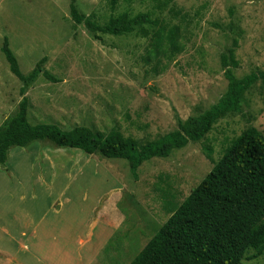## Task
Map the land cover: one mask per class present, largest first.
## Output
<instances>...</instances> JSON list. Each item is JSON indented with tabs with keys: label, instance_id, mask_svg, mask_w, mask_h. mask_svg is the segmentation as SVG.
I'll use <instances>...</instances> for the list:
<instances>
[{
	"label": "rangeland",
	"instance_id": "rangeland-1",
	"mask_svg": "<svg viewBox=\"0 0 264 264\" xmlns=\"http://www.w3.org/2000/svg\"><path fill=\"white\" fill-rule=\"evenodd\" d=\"M69 4V0H0V128L15 116L23 87L2 54L5 38L24 75L40 65L55 79L41 75L27 90L32 125L56 124L64 130L85 126L107 136L120 133L139 147L178 130L180 120L199 116L217 104L228 86L221 67L223 54L237 78L264 72V0H115L114 8L112 0L76 1L80 14L100 26L125 13L158 18L184 46L175 58L170 51L160 60L148 56L149 39L159 29L138 28L129 36L98 34L97 38L73 23ZM147 30L149 38L143 39ZM251 126L264 135L260 83L245 95L242 114L219 120L202 142L190 143L166 160L144 163L137 179L123 160L59 149L49 142L14 148L0 174L19 160L29 167L37 157L36 168L5 178L0 218L8 221L32 207V194L40 189L35 180L54 173L44 157L47 152L71 159L74 166L101 168L102 183L115 176L121 187L120 232L108 242L101 264H130L169 219L166 200L183 203L232 141ZM205 146L213 150L211 159L203 151ZM74 173L71 180L80 188L88 175L81 170ZM101 238L90 244L89 256L100 247ZM254 254L249 252L241 264H264V254L250 260ZM1 259L2 254L0 264Z\"/></svg>",
	"mask_w": 264,
	"mask_h": 264
},
{
	"label": "trees",
	"instance_id": "trees-1",
	"mask_svg": "<svg viewBox=\"0 0 264 264\" xmlns=\"http://www.w3.org/2000/svg\"><path fill=\"white\" fill-rule=\"evenodd\" d=\"M77 0H69L70 15L76 26L85 28L97 38L98 34L122 37L133 35L138 28L157 31L149 39L148 56L155 60L168 56L172 59L184 51L172 32L162 26L152 14L141 13L134 17L125 13L100 26L80 14ZM115 0H112L114 8ZM179 15V12L176 13ZM161 25V27H160ZM147 30L143 39L149 38ZM2 54L10 72L22 83V101L15 116L0 128V166L8 162L14 148H28L35 142H49L59 149H72L88 156L98 155L106 160H123L137 179L142 165L154 159L166 160L175 151L190 143L206 139L215 124L227 115L242 114L245 95L258 83L264 88V72L237 78L229 68L226 54L221 56V67L228 82L227 91L210 109L199 116L180 120L178 130L143 147L132 138L120 133L107 136L96 129L75 126L64 130L56 124L32 125L28 119L30 101L27 90L42 75L55 81L38 65L24 75L9 41L4 39ZM169 57V56H168ZM207 158L213 150L203 147ZM165 209L170 215L167 222L148 242L130 264H241L249 252L250 260L264 254V135L249 127L232 141L212 171L195 188L183 203L166 200Z\"/></svg>",
	"mask_w": 264,
	"mask_h": 264
},
{
	"label": "crops",
	"instance_id": "crops-1",
	"mask_svg": "<svg viewBox=\"0 0 264 264\" xmlns=\"http://www.w3.org/2000/svg\"><path fill=\"white\" fill-rule=\"evenodd\" d=\"M53 154L56 153L44 154L51 173H54L46 180H35L40 189L32 194V207L23 209L24 214L8 218L9 222L0 218L2 264H101V254L108 242L120 232L121 187L118 178L109 177L105 186L101 182L103 169L74 166L71 159H58L60 155L57 158ZM10 155L11 152L8 162ZM36 159L29 167L21 165L23 161L19 160L15 167L5 168L6 173L0 174L3 177L0 187H6L5 178L10 174L35 170ZM77 170L88 175L87 182L80 183V188L78 182L71 180ZM99 238L100 247L89 256L90 244Z\"/></svg>",
	"mask_w": 264,
	"mask_h": 264
}]
</instances>
